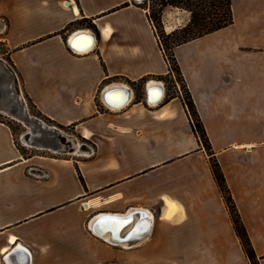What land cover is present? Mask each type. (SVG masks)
<instances>
[{
  "label": "crops",
  "instance_id": "crops-1",
  "mask_svg": "<svg viewBox=\"0 0 264 264\" xmlns=\"http://www.w3.org/2000/svg\"><path fill=\"white\" fill-rule=\"evenodd\" d=\"M140 4L0 0V40L25 95L64 135L66 128H74L92 142L91 157L56 160V168L39 166L36 156L24 157L11 127L0 120V264H251L214 177H166L174 163L151 164L152 152H175L182 145L174 139L180 135L156 128L176 118L180 109L174 104L177 98L164 102L166 90L162 103H149V97L159 96V88L150 90V85L164 87L170 70ZM232 6L233 25L198 39H214L207 46L214 65L186 67L179 59L180 49L198 40L175 53L264 264V0H232ZM174 11L189 22L188 12ZM169 12L164 16L167 32L183 26L168 24ZM107 27L112 31L105 36ZM83 33L94 34L96 43L80 53L70 38ZM89 41L81 36L76 45L85 48ZM198 55L191 50L186 58ZM231 57H238L239 64L233 65ZM140 85L142 99L135 103ZM124 86L133 92L132 101L121 110L111 109L105 93L118 104L125 93L118 87ZM236 89L239 98L234 100ZM170 105L168 117L160 118ZM235 137L240 140L231 142ZM234 150L243 161L238 172L235 163L228 172ZM165 196L178 209L172 220L164 219ZM93 200L98 208L86 206ZM107 215L134 217L132 232L138 235L148 231L149 221V236L128 246L114 243L128 233L107 240L93 230L99 217ZM11 237L17 239L14 244Z\"/></svg>",
  "mask_w": 264,
  "mask_h": 264
},
{
  "label": "rangeland",
  "instance_id": "rangeland-1",
  "mask_svg": "<svg viewBox=\"0 0 264 264\" xmlns=\"http://www.w3.org/2000/svg\"><path fill=\"white\" fill-rule=\"evenodd\" d=\"M143 1V0H142ZM141 1V2H142ZM140 2V1H138ZM179 10V9H178ZM171 11V12H169ZM166 12H169V15L166 16L165 20H168V24H179L183 22V15L180 11H174V9H168ZM165 12V13H166ZM165 16V14H164ZM176 21V23H174ZM180 27V26H179ZM3 23L0 20V39L3 37ZM214 39H208L204 38L201 40L196 41L194 44L187 45L180 49L179 51V59L183 62V64L186 67H207L214 65V59L212 60L211 55L207 52V46L208 44L213 43ZM191 50H196L199 52V55L196 59L189 60L186 58L187 53ZM7 48L4 45L3 42L0 40V58L5 60L7 64L10 66L16 77L18 78L20 82V78L17 74V71L15 67L13 66V63H11L8 59V56L6 55ZM230 62L233 65L239 64V58L238 57H231ZM182 78L176 73H171L167 76V78L164 81V87L166 90V98L164 100L165 103L170 102L171 100L177 98L176 102L174 104H178V107L180 109V113L176 118L166 119L164 120V124L160 125L159 127H156L157 129L166 130L167 133L170 134H177L180 135V137H176L174 139L181 141L182 145L178 146L177 150L175 152H169L166 154L163 153H153L152 152V161L151 164L159 162V161H167L168 163H174L172 166H170V172L166 177H175V176H182L186 178L191 177H214L212 172L211 164L214 159L210 156V152L205 149V147L200 143V135L194 131V129L191 127V118L188 114L187 109L183 105L184 99L186 98L185 90L187 88L186 82L184 80V83L180 81ZM184 79V77H183ZM20 86L22 88L21 82ZM188 89V88H187ZM138 97L137 102H141L142 97L141 90L142 85L136 88ZM23 91V89H22ZM23 96L25 98L26 105L28 107L30 115L44 121L47 125L51 127H58L56 125H53L46 121L44 118L40 117L37 113V110L34 108L32 102H30L25 95L23 91ZM239 98V90L236 89V91L233 93V99L237 100ZM182 106L185 108V111L187 113L188 119L185 117V114L183 113V110L181 109ZM0 120L7 125H9L13 131L14 137L16 139V143L18 144L22 154L24 157H29L31 155L36 156V162L39 164V166H47L51 168H56L58 165V161L56 160H70L73 159L77 160H83L84 158L91 157L92 156V150L89 148L92 145V142L85 141L83 138H81L74 128H66V134L71 137L76 142L78 141L79 145L82 144V147L86 149L87 151H80L78 155L71 154V153H65L61 151H53L48 149H37L35 147H32L31 145H28L25 141V138L23 135L27 133L30 129L27 128L24 124L19 122L18 120H14L12 118L7 117L4 114L0 113ZM60 128V127H58ZM63 130L62 128H60ZM173 139V140H174ZM168 140H171L169 137ZM233 140H240L238 137H235L234 139H231V142ZM198 142V145L196 144ZM198 147V148H197ZM197 148L196 150H194ZM239 149V148H237ZM249 152V151H248ZM251 152V151H250ZM240 153L238 151H231L230 155L232 156L229 164L228 172L232 171V165L233 168L237 169L238 172V165L243 161ZM217 161L219 162L222 171L225 175L224 169L222 167V164L220 160L216 157ZM233 172V171H232ZM231 172V173H232ZM235 172V170H234ZM238 176V173L236 174ZM73 211V210H72ZM73 218L77 215L75 213H72ZM180 217H178L176 220H178Z\"/></svg>",
  "mask_w": 264,
  "mask_h": 264
},
{
  "label": "trees",
  "instance_id": "trees-1",
  "mask_svg": "<svg viewBox=\"0 0 264 264\" xmlns=\"http://www.w3.org/2000/svg\"><path fill=\"white\" fill-rule=\"evenodd\" d=\"M126 6L128 4L123 7ZM140 7L147 10L148 19L153 26L159 47L166 59L170 72L178 74L182 78L180 81L183 83V74L176 58V49L192 41L226 29L233 25L235 20L232 0H143ZM168 9H179L188 12L190 14L189 22L172 32H167L164 24V14ZM8 59L12 63L10 58ZM185 93L186 98L183 105L190 115L191 127L200 135V143L210 152V156L214 159L211 164L213 176L227 204L236 235L241 241L249 262L251 264H261L247 227L228 187L225 175L216 159V153L213 151L211 140L208 137L193 97L187 88ZM26 96L32 102L29 96ZM37 113L40 117L53 124V121L47 119L39 111ZM81 180L83 182V179Z\"/></svg>",
  "mask_w": 264,
  "mask_h": 264
},
{
  "label": "bare ground",
  "instance_id": "bare-ground-1",
  "mask_svg": "<svg viewBox=\"0 0 264 264\" xmlns=\"http://www.w3.org/2000/svg\"><path fill=\"white\" fill-rule=\"evenodd\" d=\"M136 1H142V0H136ZM76 12H78L77 8H76ZM173 29V27L169 26L168 27V31H171ZM111 28L110 27H107L105 30H104V35L105 36H108L110 33H111ZM172 32V31H171ZM78 35V34H77ZM77 35H73L71 38H70V43L72 45V48L80 53H83V52H87L89 51L90 49H92L94 46H95V43H96V36L94 34H91V37L89 36L90 38V41L88 43V46H86L85 48H78L77 45H76V42L78 39L77 38ZM88 35V34H87ZM156 87L159 88V96L156 98V99H150L149 97V103L155 107L157 105H159L160 103L163 102V99L165 97V89L164 87L159 84V85H154V84H151L149 89H153ZM120 88L119 90L121 89H124L125 93L123 94V96H120V102L118 104H114L111 99H109L108 97V92L105 93L104 95V102L111 108V109H114V110H121L122 108H124L125 106H128V104L132 101V97H133V92L131 91V89H129V87H118ZM110 89V88H109ZM172 105L170 106H167L163 111L162 113L160 114V118H167L169 113H170V109H171ZM85 137L86 138H90V134L88 132H85L84 133ZM65 139H66V143H70L69 144H66V152L68 153H71V154H76L78 155V153L80 151H82V145L78 143V141L76 142L75 140H73L71 137H69L68 135H65L64 136ZM25 141L26 143L29 145L28 143V139L25 138ZM68 163V162H67ZM164 201L166 203V206H167V209L164 213V219L166 220H172L174 218H176L177 214H178V209H177V206L175 204L174 201H172L169 197L165 196L164 197ZM98 201H91L90 202V205H94V206H97L98 205ZM115 218L117 219H120V218H124L123 222L121 221V225H118L117 223H115ZM98 224L99 227L97 228H93V230L100 236H103L105 239L107 240H110V239H113V237H117L118 234H122V237L126 236V234L128 233V237H131L130 239H128L127 242H123V243H120L122 244L123 246H128V245H138L139 242L144 238H146V236H149V232L151 231V228H152V223L148 221L147 223V227H146V230H148L146 233L142 234V235H138V233H134L133 234L131 233L132 230L134 229V227H136V222L137 220L134 219V217H129V216H123V217H117V216H112V215H107V216H103V217H99V220H98ZM152 221V219H151ZM96 223V222H95ZM132 234V235H131ZM131 235V236H130ZM127 237V238H128ZM115 239V238H114ZM16 238L15 237H11L10 238V243L11 244H14L16 242ZM117 240L115 239L114 243H116ZM121 242V241H120ZM119 243V242H118ZM4 252H7L8 251V248H5L3 250Z\"/></svg>",
  "mask_w": 264,
  "mask_h": 264
},
{
  "label": "water",
  "instance_id": "water-1",
  "mask_svg": "<svg viewBox=\"0 0 264 264\" xmlns=\"http://www.w3.org/2000/svg\"><path fill=\"white\" fill-rule=\"evenodd\" d=\"M67 5H69V2H67ZM81 36L91 37V34L87 35V33H83L77 36L76 39L80 38ZM0 113L14 120H18L30 129L23 135V137L28 139V143L32 147L37 149L63 151L66 153V144L70 145V143H66L64 133L59 128L51 127L44 121L30 115L18 78L7 62L1 58ZM115 219V223H119L118 225H121V221L123 222L124 220V218ZM133 232L131 233L133 234ZM118 238L119 239H117V242L123 243L127 242L131 237L120 238V236H118Z\"/></svg>",
  "mask_w": 264,
  "mask_h": 264
},
{
  "label": "flooded vegetation",
  "instance_id": "flooded-vegetation-1",
  "mask_svg": "<svg viewBox=\"0 0 264 264\" xmlns=\"http://www.w3.org/2000/svg\"><path fill=\"white\" fill-rule=\"evenodd\" d=\"M66 153H68V152H66ZM87 204H88V208H89V207H91V208H94V209H95V208H98L97 206L90 205V203H89V202H87Z\"/></svg>",
  "mask_w": 264,
  "mask_h": 264
}]
</instances>
